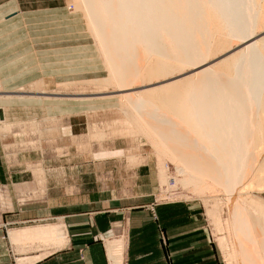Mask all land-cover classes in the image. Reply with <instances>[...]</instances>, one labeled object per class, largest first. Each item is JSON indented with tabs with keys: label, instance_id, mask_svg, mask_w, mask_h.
<instances>
[{
	"label": "rangeland",
	"instance_id": "374dc122",
	"mask_svg": "<svg viewBox=\"0 0 264 264\" xmlns=\"http://www.w3.org/2000/svg\"><path fill=\"white\" fill-rule=\"evenodd\" d=\"M161 1L166 3L167 0ZM90 2H93V0H0V109L1 107L2 110L4 109V116H6V121L4 123L0 122L2 144L10 163H26L25 161H29V164L35 167L41 165L36 168L41 180L45 179L44 176L46 174L42 163L51 169V173L47 176L46 187L44 189L40 187L36 192L37 195L33 194L28 198L31 201L27 204H31L32 199H34L36 201L32 204L38 207L42 205L37 200L42 201L43 197L47 195L49 181H51L50 185L53 183L55 186L64 187L62 189L54 187V193L63 194V192H68V194L73 195L79 188V182H76V175L82 173V168H86L92 172L94 184L96 185L97 183L100 194L115 196L113 198H117L120 195H129L134 202L147 196L149 199L147 206L155 217H157L156 206L162 202H191L195 206L196 218H200L205 222L211 233L221 264H263L264 250L262 251L261 248L264 245V214L257 213L256 209H253V211L251 203L254 200L260 202L262 198L264 199V183H260L264 182V167H262L264 166V155L261 156L257 152L260 155L259 159H257L259 155L256 153L249 155L253 160L252 164L250 163L251 165L247 164L248 162L246 163L248 160L246 158L242 162L243 165L241 161L238 164L233 161L231 164L228 158H232L235 151L240 149L243 143L244 145L251 144V146L254 144L252 148L255 146L258 148L259 143L261 144L260 141L262 139H259L260 141L256 137L252 139L254 137L252 135L251 140H256L257 142L250 141L251 143H249L250 130H254L253 125L255 128V121L257 122L261 105H258V101L254 104L248 101L247 97L245 98V93H249L247 90L251 92L249 94H252L253 90H256L258 77L251 75V73L246 74V71L244 75V72L240 71L242 70L240 69V65L243 59L240 58L243 55L237 57L233 65L229 66L230 71L229 68L227 69L226 67V70L223 67L227 78L231 77V82L230 80H228L229 82L226 80V75H223L224 71L221 72L222 70H220L223 65H219L220 68H216L218 70L215 69L216 71L214 70L209 74V81L207 82L206 79L199 77L203 81L200 80L198 83L197 77L195 78L192 75L194 81L197 79L198 85L196 82L194 84L192 80L188 81V84L182 81L177 90L185 88L186 98L188 99L197 88L195 93L200 92L204 94V99L201 101L198 98V100L196 99L198 102L195 101L193 104L190 103V105L188 103L189 100L191 102V99L188 100V103L186 101L183 102L180 106L183 108L179 109L182 110L180 112L183 114L179 111L176 114L178 113L179 115L180 113L181 116H186L179 117L176 115L175 117L174 112L171 109L169 110L172 107L171 104L169 107L167 104L161 103L162 101L160 100L163 96L165 97L170 93L174 94V85L170 82L174 80V75L177 76L181 73L179 68L174 69V65L161 66L164 61L165 49L169 50L171 48V36L169 32H166V30L162 31L161 22H158L157 19L154 20L158 33L162 32V37L161 34L159 36L162 38L160 40L162 42L161 45L164 44L162 46L163 49L161 51L160 48H153L142 37L138 39L139 42L137 41L143 50L142 58L139 59L135 53L136 51L133 50L131 52L129 49H126L128 47H125L127 43L124 38L127 36L125 31L122 33L123 36L119 38L120 43L109 38L111 30L114 31L113 25L119 22L117 19L114 20V17H111V25L107 28H104L102 25L105 31H100L98 27L100 20L99 18L97 20V17L101 18L99 8L89 7ZM256 4V7L254 6L253 9L255 8L256 12L263 11L264 1L260 0ZM173 6L171 4L166 7L174 9ZM212 6L210 5V7ZM213 7L212 9L215 11V14H213L214 11L211 8L208 9L209 11L206 9L209 14L208 17H205L207 19L204 22L208 33L211 30L210 36H208L210 37L208 44L213 46L214 40L219 37L224 41L225 50L237 46L240 42L238 43L237 38H232V35L235 36V28L233 29L229 24L230 21H227L221 15L222 13ZM121 9L119 8V10ZM146 9L148 10V7ZM15 11H17L16 17H14L13 13ZM210 13L214 16L211 15L210 17ZM205 18H203V21H205ZM96 21H98V24ZM256 21L257 18L255 23ZM223 23L224 26H222ZM189 25L191 26V24ZM258 25L263 29L264 21H260L257 23ZM218 26L220 27L217 29ZM260 28L256 29L261 30ZM191 30L193 29L191 28ZM230 38L232 39L230 40ZM125 50L129 54L131 52L135 59L122 54ZM121 55H124L126 58ZM208 56L212 57L213 53L208 54ZM208 56L199 57L197 60L195 58L193 59L194 62L191 60L190 64L204 62L205 57L207 59ZM172 57L174 58V56ZM127 59L130 64H134H127L128 66L130 65L129 69L132 75L130 79L132 78L133 81L123 82V80L121 81V77L126 74L124 69L127 67H124L123 62ZM176 59L179 60L180 58ZM112 62L116 63V65L114 64L116 69L112 68ZM235 62L239 64H234ZM109 64L112 66H109ZM148 65L149 67H147ZM235 65L238 66L235 67ZM135 69H138V71ZM236 69H240L239 71L237 70L240 74L237 73ZM134 70L135 75L132 72ZM218 71L226 78L221 81L222 83H220V79L217 76ZM118 74H121L120 77ZM149 75L152 77H149ZM237 76H239V82ZM139 79H141L140 82ZM243 79L246 82H242ZM249 80H251V83H249ZM164 81H166L165 83L168 82V85H165L166 90L165 88H163L164 90L156 88L154 91L147 92L139 91L138 89L136 91L140 94H136V99L131 98V102L119 92L123 87L122 85L131 84V82V87L138 88L157 82L164 83ZM243 83L244 85L242 86ZM188 85H190V89H188ZM195 85H197L196 88ZM144 89L147 88H142L141 90ZM237 89H241L240 92ZM235 91L240 94L242 93V101L232 99L237 96ZM139 95H141L143 100L140 99ZM216 96L220 99L217 98L218 100H216ZM156 97L158 98L157 101H161L160 103L157 102L160 105L156 106L159 107L158 109L153 104L149 105L150 99H155ZM148 98L150 99L148 100ZM208 98L212 100L210 99L209 101ZM259 100H261V97ZM125 105L127 106V111H125ZM191 105H193L192 108ZM160 107H163L164 110L161 111ZM193 107L197 110L195 113L192 112ZM207 108H209L208 111ZM167 111L169 113H166ZM211 111L212 113H210ZM218 111H220L219 114H216ZM128 113H131L130 116L132 117H129ZM196 113L198 114L195 115ZM144 115L150 119V122H147L148 119L146 120ZM181 118L183 119L182 121ZM189 118L191 121H189ZM151 120H155L157 126ZM196 120L199 123L201 122L204 129L199 126ZM214 120L218 123H214ZM262 121L264 123L263 119ZM185 122H189L191 125ZM151 123L152 126L154 125V132V129H151ZM192 123H195L197 126ZM215 124L218 127L214 126ZM193 127H195V130ZM157 129L161 130L157 131ZM201 129L204 131L202 132ZM255 131H253V135L254 133L256 134ZM155 132H157L158 136ZM195 133L199 135V137L197 136L198 141L196 140ZM223 137L224 139H220ZM209 139L210 141H208ZM237 139V142L234 141ZM217 140H220V145ZM203 143L210 144L209 148L211 146L214 150L210 148L212 151L209 153L206 148L208 146ZM8 149H18L20 162L16 161L15 156L17 154L14 156L17 150L9 154ZM197 150L202 151L203 154H200ZM189 152H191L190 155ZM219 152L221 153L219 154ZM183 153L186 154L183 155ZM176 155L181 158V161H179L180 159ZM220 155H223V159H227V162L229 160L231 165L229 163L218 162L217 159H219ZM73 165L77 169L71 168ZM62 167L65 170L67 169V172L62 174L58 172ZM191 169L192 171H190ZM194 172H197V174H194ZM192 174L194 177L195 175L198 176V179L192 177ZM50 176H53L54 179L49 178ZM53 180L55 181L53 182ZM7 188L13 193L11 186L8 184L0 189L3 190L5 195L8 194V197L10 196L12 201L11 193ZM138 191L145 197H135ZM224 197L226 200L223 201ZM111 200L116 201L117 199H109L106 202L102 201L103 203L101 202L100 204L111 202ZM9 201L3 197V203ZM220 202L223 203L221 204ZM258 204L255 202L254 205ZM20 206L25 207V204L16 203L14 199V202L11 204H4L2 206V214H11ZM230 210L236 228L235 237L231 235V230L228 231L226 227L228 224L227 220L230 217ZM212 211L218 213V217H212ZM9 220H14V218H10ZM56 220L50 218L29 221L27 223L31 224L27 225ZM120 222H122L128 232L127 219L124 218ZM24 224L10 223L7 226L9 228L21 227L25 226ZM3 228L5 230L6 226H3ZM219 236L224 237L227 248L230 250L233 249V241L236 240L241 254L240 261L236 260L237 257H235V260H229L226 257L225 252L220 246ZM254 236L257 238L256 240ZM5 240L2 239L3 242ZM256 241L261 247L256 246L259 245ZM164 242H166V239H164ZM34 243L37 245L38 243H42V240L35 239ZM252 243H256L251 246L255 251L249 248ZM254 252L256 253L254 254ZM259 260L262 262H258Z\"/></svg>",
	"mask_w": 264,
	"mask_h": 264
},
{
	"label": "crops",
	"instance_id": "0c3cea01",
	"mask_svg": "<svg viewBox=\"0 0 264 264\" xmlns=\"http://www.w3.org/2000/svg\"><path fill=\"white\" fill-rule=\"evenodd\" d=\"M13 13L15 15L17 11ZM8 151L9 154L16 151L14 156L17 154L16 161L20 162L18 149ZM25 162L12 164L8 161L0 136V188L8 184L13 192L7 188L11 201L10 196L0 189V264H112L108 240L118 236H124L126 242L124 264H221L211 233L205 222L196 218L195 206L191 202H162L156 206L155 217L147 206V196L138 191L135 197L145 198L134 202L129 195L117 198L102 195L97 183L94 184L92 172L82 168V173L76 175L79 188L73 195L54 193V187H64L50 185L49 181L47 195L42 201L37 200L42 205L32 204L36 201L34 199L28 205L31 201L28 198L37 195L40 187H46L51 169L42 163L46 174L41 180L36 169L41 165L35 167L29 161ZM71 168L77 169L75 165ZM59 170L61 174L67 172L64 167ZM49 178L54 179L53 176ZM3 197L10 201L3 203ZM14 199L25 207L20 206L11 214H2V206L11 204ZM109 199L117 200L100 204ZM50 218L57 220L27 225L31 224L27 223L29 221ZM124 218L127 219L128 232L120 222ZM10 223H25V226L9 228ZM47 225H55L62 231L60 241L49 236H35V228ZM3 226H6L5 230ZM2 239H6L5 242ZM35 239L42 240V243L36 245Z\"/></svg>",
	"mask_w": 264,
	"mask_h": 264
},
{
	"label": "bare ground",
	"instance_id": "6f19581e",
	"mask_svg": "<svg viewBox=\"0 0 264 264\" xmlns=\"http://www.w3.org/2000/svg\"><path fill=\"white\" fill-rule=\"evenodd\" d=\"M165 1V0H164ZM258 1L260 0H167L166 3L165 2H162L161 0H93V2H90V5L89 7L93 6V7H97L99 8V13L101 15V18L100 17H97V20L99 18V23L100 25H98L100 31H105L103 29V26L104 28H107L108 26L111 25V20L112 18L111 17H114V20L117 19L119 22L114 26V31L111 30L110 32V36L109 38L120 43V36H123L122 33L125 31L127 33V36L124 37L125 40L127 41V43L125 44V47L127 46L128 48L126 49H129L131 52L134 50L136 51L135 53L137 54V57L140 59L142 58V49L140 47V45L138 44L140 38H144L146 39L147 42H149L153 48L157 49L160 48L161 51H162V46L164 45H161L162 42H160V40L162 38H160V34H161V37H162V32L161 33H158L157 31V28H156V25L154 24V20H158V22H161V30L164 31L166 30V32L168 31L169 32V35L171 36L170 40H171V48L168 50V49H165L164 51V61L162 62L161 66L162 67H167L169 66L170 64L174 67V69L176 68H179L180 69V72L177 76H175L174 74V80L171 81L170 83H172L174 85V94L173 93H170L169 95H166L165 97H161L160 100L162 101H157L158 98L156 97L155 99L152 98H148V100L150 99V103L149 105L153 104L155 105L154 107L156 106H160L158 103H164V104H167L169 107H170V104H171V108H169V110L171 109L172 112H174L173 114H175V117L176 115H178V113L176 114L177 111H182V110H179L181 107V105L183 104V102H187L188 103V100L191 99V102L189 100V105L190 103H194L195 101L198 102V98L199 100H203L204 99V94L200 93V92H197V94L195 93V90H197L196 86L198 85L199 81L203 79H199L200 78H204L206 79V82L209 81V74H211V72H213L216 68H220L219 65H223L222 66V70L221 72H223V67L224 69H227L229 68V66H232L233 65V62L236 60L237 57L243 55V57H241L240 59H242V64L240 62V69H236V71L240 70L242 72H244V75L245 73L246 74H250L251 75H256L258 77V82H256V90L254 91L253 90V93L252 94H249L251 93L249 90H247L249 93H245V98L247 97V100L250 101L251 103H254L256 101L259 102L258 105H261L260 107V114H258V119H257V122L255 121V128H254V125H253V131L256 132V134L254 133V135L252 134L253 131L250 130V139H249V143H251L250 141L256 143L257 141L255 140H251L254 139L256 137V139H262L260 142L261 144L259 143L258 145V148H256L257 146H255L254 148H252V146H254V144L251 146V144H245L244 143L242 144L241 148L238 149V150H234L235 151V154L233 155L232 158L228 157L229 160L231 161V164L232 162L234 161L236 164H238V162L241 161V164L242 162L244 161V159H248L246 161L247 164H252L253 160L249 157V155H253V154H257V152L262 156L264 155V134L262 135V132L264 133V123L262 121V119L264 120V28H260L259 25L257 26V23H259L260 21H264V9L263 11L260 10V11H255L253 9V7L255 6L256 7V3H258ZM264 1V0H263ZM101 2V3H100ZM169 2V3H168ZM92 3V4H91ZM168 4H172L174 5V9L171 8V7H166V6H170ZM256 4V5H255ZM207 5V7H206ZM209 5V6H208ZM210 5H213L212 7L214 9H217L218 12H221L222 16L224 18L227 19V21L229 20L230 21V25L231 27L235 30V36L232 35V38L234 39H238V43L237 46L233 47V48H230L228 50H225V45H224V41L222 39H220L219 37H217L215 40H214V45L213 46H210V44H208V41L210 40V32L211 30L209 31L208 33V29L206 30V25L204 22H206V19L205 17H208V14L207 13L209 10L208 9H212V7H210ZM260 5V4H259ZM148 7V10L146 9ZM103 8H104V11H103ZM119 8H122L121 10H119ZM208 11H207V10ZM262 9V8H261ZM213 10V9H212ZM214 11V10H213ZM212 11V12H213ZM215 14V11L214 13ZM218 14V13H217ZM211 13H210V17H211ZM244 15V16H243ZM214 16V15H212ZM219 16V15H218ZM209 17V19H210ZM244 17V18H243ZM203 18H205L203 21ZM257 18V21L255 23V20ZM214 19V18H213ZM223 19V18H222ZM209 21V20H208ZM98 21H96L97 23ZM157 22V23H158ZM201 22V23H200ZM211 22V21H210ZM223 22V21H222ZM239 22V24H238ZM95 23V25H96ZM209 23V22H208ZM207 23V24H208ZM98 24V23H97ZM191 24V26L189 25ZM211 24V23H210ZM103 25V26H102ZM124 25V26H122ZM209 25V24H208ZM220 25V24H218ZM240 25V26H239ZM97 26V25H96ZM160 26V24H159ZM222 26H224V23L222 24ZM97 27V28H98ZM180 29H179V28ZM216 27V26H215ZM220 26L217 27V29L219 28ZM230 27V28H231ZM262 27V26H261ZM191 28L193 30H191ZM213 28V26H212ZM231 28V29H232ZM256 28H260L261 30L259 29H256ZM192 31V32H191ZM217 31V30H216ZM233 32V31H232ZM230 35V34H229ZM228 35V36H229ZM227 36V35H226ZM169 37V36H168ZM211 37H212V34H211ZM231 37V36H230ZM230 38V40L232 39ZM209 39V40H208ZM240 40V41H239ZM138 41V42H137ZM102 43V42H101ZM211 43V42H209ZM236 43V42H235ZM169 45V44H168ZM165 47V46H164ZM150 49V48H149ZM159 49V50H160ZM225 51H224V50ZM151 50V49H150ZM129 51V52H130ZM220 51V52H218ZM119 52V51H118ZM130 54L126 52H122V54H125L127 55L129 58H134L132 55L133 54ZM150 52V51H149ZM157 52V51H156ZM134 53V52H133ZM160 53V52H159ZM163 53V52H161ZM213 53V56H208V54H212ZM162 54V55H164ZM147 55V54H146ZM151 55V53H150ZM149 55V56H150ZM121 56H124V55H121ZM132 56V57H131ZM136 56V55H135ZM153 56V55H151ZM174 56V58L172 57ZM204 56H208L207 59L205 57V60L204 62H199V63H196V64H190V62L193 61V59L196 58H203ZM125 57V56H124ZM145 57V56H144ZM155 57V56H154ZM153 57V58H154ZM180 58L179 60L176 59V58ZM126 58V57H125ZM124 58V59H125ZM151 58V57H150ZM158 58V57H157ZM123 59V58H122ZM135 59V58H134ZM161 59V58H160ZM239 59V58H238ZM148 60V58H147ZM152 60V59H151ZM192 60V61H191ZM199 60V59H198ZM233 60V61H232ZM110 61V60H108ZM112 61V60H111ZM135 61V60H134ZM133 61V62H134ZM155 61V60H154ZM147 62V61H146ZM194 62V61H193ZM196 62V61H195ZM239 62V60H238ZM113 63V62H112ZM111 63V64H112ZM124 63V67L127 66L124 70L126 72L125 75H122V79L121 81L123 80V82H126V81H131L132 78L130 79V77L132 76L131 75V70L129 69L130 65H134V64H130L129 60L127 59L126 61L123 62ZM135 63V62H134ZM142 63V62H141ZM149 63V62H148ZM154 63V62H153ZM159 63V61H158ZM161 63V62H160ZM109 64V66L111 65ZM116 63L114 62L111 66L112 68L114 67V69H116ZM127 64H130L129 66ZM169 64V65H168ZM231 64V65H230ZM234 64H239V63H234ZM138 65V64H137ZM136 66V65H135ZM134 66V67H135ZM238 66V65H237ZM235 65V67H237ZM133 67V66H132ZM149 67V65L147 66ZM152 67V66H151ZM155 67V66H154ZM128 68V70H127ZM136 68V67H135ZM139 68V67H137ZM134 69V68H133ZM178 69V70H179ZM226 69V70H227ZM247 69V70H246ZM119 71V69H117ZM136 71H138V69H135ZM135 70L132 71L133 72V75H135ZM149 70V69H148ZM158 70V69H157ZM170 70V69H169ZM218 70V69H216ZM215 70V71H216ZM231 69L229 68V71ZM248 70H251V71H248ZM146 71V70H145ZM175 71V70H173ZM177 71V70H176ZM175 71V72H176ZM237 71L238 74H240L239 72ZM246 71V72H245ZM143 72V71H142ZM169 72V71H168ZM116 73H119V72H116ZM166 73V72H165ZM171 73V72H170ZM174 73V72H172ZM218 77L220 79V83H222L221 81H223V79L225 80L227 78V75L224 71L223 75L226 77H224L223 75L220 74V72L218 71ZM143 74V73H142ZM167 74V73H166ZM208 74V75H207ZM228 74V73H227ZM243 74V73H242ZM119 75V74H118ZM121 75V74H120ZM119 75V77H120ZM165 75V74H164ZM192 75L195 76V78L197 77L198 79V83L196 81H194L192 79ZM207 75V76H205ZM153 76H155V74H153ZM167 76V75H165ZM203 76V77H202ZM240 76V75H239ZM239 76L238 77V82H239ZM242 76V75H241ZM248 76V75H247ZM247 76H244V77H247ZM134 77V76H133ZM148 77V76H147ZM149 77H152L151 75H149ZM207 77V78H206ZM215 77V76H214ZM159 78V77H158ZM211 78V77H210ZM255 78V77H254ZM145 80V78H143ZM248 79V78H247ZM251 79V77H250ZM141 79H139V82H140ZM151 80V79H150ZM159 80V79H158ZM161 80V79H160ZM169 80V79H168ZM171 80V79H170ZM194 81V84L195 82L197 83V85H195V90L193 92V94L190 96V98H186V91H185V88L184 89H180V90H177V88H179L180 86V83L182 81H185L186 83L188 81ZM227 81L230 80L231 82V77L228 79H226ZM246 80V79H245ZM257 80V79H256ZM133 81V80H132ZM147 81V80H146ZM251 80H249V83ZM253 81V80H252ZM145 82V81H144ZM151 82V81H150ZM149 82V83H150ZM153 82V81H152ZM155 82V81H154ZM166 81L161 82V83H152V84H147L145 86H141V87H138V88H135V87H131V84H125V85H122L123 87L119 90L120 94L123 95L124 97L127 98V100H129L131 102V98H135V96H137L136 94H140L138 93L136 90L139 89V91H147V92H151V91H154V89H163L165 88V85H168V82L165 83ZM205 82V81H204ZM218 82V81H217ZM225 82V81H224ZM223 82V83H224ZM229 82V81H228ZM227 82V83H228ZM234 82V80H233ZM242 82H246L243 81ZM241 82V83H242ZM189 83V82H188ZM187 83V84H188ZM216 83V82H215ZM226 83V82H225ZM253 83V82H252ZM138 84V83H137ZM136 84V85H137ZM201 84V82H200ZM203 84V83H202ZM230 84V83H229ZM248 84V82H247ZM247 84H245L247 86ZM130 85V86H129ZM210 85V84H209ZM244 85V83L242 84V86ZM127 86V87H126ZM171 86V84H170ZM183 86V85H182ZM186 86V84H185ZM190 89V85H188ZM205 86V85H204ZM241 86V87H242ZM245 86V88H246ZM168 87V86H167ZM184 87V86H183ZM193 87V86H192ZM232 87V85H231ZM142 88H147V89H144V90H141ZM194 88V87H193ZM173 89V88H172ZM205 89V88H204ZM233 89V88H232ZM239 89V88H238ZM237 89V90H238ZM250 89V87H249ZM164 90V89H163ZM166 90V88H165ZM201 90V88H200ZM236 90V89H235ZM241 90V89H240ZM240 90H238V92H240ZM245 90V89H244ZM159 91V90H157ZM166 92V91H165ZM164 92V93H165ZM188 92V91H187ZM207 92V91H206ZM209 92V91H208ZM215 93V91H213ZM236 93V97L235 98H232L233 100L234 99H238V100H241L243 97L240 93H238L237 91H235ZM153 93V92H152ZM161 94V93H160ZM167 94V93H166ZM234 94V93H233ZM147 95V94H146ZM209 95V94H208ZM207 95V96H208ZM211 95V94H210ZM140 96V99H142L141 95ZM138 96V97H139ZM151 96V95H150ZM155 96V95H153ZM218 96V95H217ZM216 96V100L220 99ZM221 96V95H220ZM149 97V96H148ZM206 97V96H205ZM209 97V96H208ZM212 97V96H211ZM261 97V100H259ZM145 98V97H144ZM147 98V97H146ZM218 98V99H217ZM255 98V99H254ZM136 99V98H135ZM185 99V100H184ZM197 99V100H196ZM209 99V98H208ZM211 99V98H210ZM209 99V101H210ZM231 99V98H229ZM143 100V99H142ZM147 100V99H146ZM147 100V101H148ZM212 100V99H211ZM214 100V99H213ZM245 100V99H244ZM200 101V103H201ZM208 101V103H209ZM242 101V100H241ZM246 101V100H245ZM261 101V102H260ZM158 102V103H157ZM156 103V104H155ZM174 106H173V105ZM187 104V105H188ZM257 104V103H256ZM199 105V104H197ZM201 105V104H200ZM129 106H131L129 104ZM133 106V105H132ZM135 106V105H134ZM162 106V104H161ZM193 105H191V108H192ZM209 106V105H208ZM253 106V104H252ZM125 111H127V106L125 105ZM153 107V106H152ZM174 107V109H173ZM188 107V106H187ZM211 107V106H210ZM209 107V108H210ZM256 107V106H255ZM138 108V107H137ZM136 108V109H137ZM157 109L159 107H156ZM161 108V111L164 110L163 107H160ZM164 108H166L164 106ZM183 108V107H182ZM181 108V109H182ZM194 108V107H193ZM202 108V107H201ZM207 108V111L208 109ZM124 109V108H123ZM154 109V108H153ZM167 109V108H166ZM165 109V110H166ZM185 109V108H184ZM212 110V108H210ZM259 109V108H258ZM4 110V109H3ZM2 110V107L0 109V122L1 123H4L6 121V116H4V111ZM135 110V109H134ZM156 110V109H155ZM174 110V111H173ZM193 113H195L197 110L194 108L192 109ZM214 110V109H213ZM218 110V109H217ZM257 110V109H256ZM131 111V110H130ZM191 111V109H190ZM199 111H201L199 109ZM210 111V110H209ZM216 111V110H214ZM132 112V111H131ZM135 112V111H134ZM138 112V110H137ZM165 112V111H164ZM220 111H218V113L216 112V114H219ZM127 113V112H126ZM133 113V112H132ZM166 113H169L168 111ZM182 113V112H180ZM179 113V117L181 116ZM207 113V112H206ZM212 113V111L210 112ZM215 113V112H214ZM129 117H132L130 116L131 113H128ZM171 114V113H170ZM183 114V113H182ZM198 113H196L195 115H197ZM215 114V115H216ZM134 115V114H133ZM141 115V114H140ZM194 115V116H195ZM207 115V114H206ZM212 115V114H211ZM210 115V116H211ZM135 116V115H134ZM143 116V114H142ZM140 116V117H142ZM182 116H186V115H182ZM181 116V117H182ZM248 116V115H247ZM257 116V115H256ZM136 117V116H135ZM145 119L147 120L148 118H146V116L144 115ZM198 117V116H196ZM200 117V116H199ZM186 118V117H185ZM188 118V117H187ZM205 118V117H204ZM212 118V117H211ZM262 118V119H261ZM133 119V118H132ZM131 119V120H132ZM195 119V117H194ZM200 119V118H199ZM199 119H197L199 121ZM207 119V118H206ZM135 120V119H133ZM183 119L181 118V121ZM185 120V119H184ZM196 120V121H197ZM201 120V119H200ZM139 121V120H138ZM143 121V119H142ZM152 122L155 123V120H151ZM187 121V119H186ZM189 121L190 118H189ZM197 121V122H198ZM254 121V120H252ZM136 123V121H134ZM147 122H150V119L147 120ZM146 122V123H147ZM195 122V120H194ZM208 122V121H207ZM214 123H218L216 120L213 121ZM0 123V124H1ZM140 123V122H139ZM187 123V122H185ZM199 123V122H198ZM204 123V122H203ZM206 123V122H205ZM213 123V124H214ZM252 123V122H251ZM131 124V123H130ZM137 124V123H136ZM145 124V123H144ZM178 124V123H177ZM188 125L190 124L189 122L187 123ZM192 124H195V123H192ZM211 124V122H210ZM139 125V124H137ZM147 125V124H146ZM156 125V123L154 124ZM154 125L152 126V123L150 124V126L152 127L151 129H154L153 132L155 131V128H154ZM186 125V124H185ZM187 125V126H188ZM191 125V124H190ZM196 125V124H195ZM143 126V125H142ZM157 126V125H156ZM158 126H160L158 124ZM181 126V125H180ZM184 126V125H183ZM197 126V125H196ZM199 126H201V128L203 127V125L201 124V122L199 123ZM216 126V124L214 125ZM161 127V126H160ZM192 127V126H190ZM206 127V126H205ZM218 127V126H216ZM162 128V127H161ZM164 128V127H163ZM181 128V127H180ZM179 128V129H180ZM189 128V127H188ZM195 127H193L194 129ZM207 128V127H206ZM215 128V127H214ZM250 128V127H249ZM183 129V128H182ZM191 129V130H193ZM204 129V127H203ZM217 129V128H216ZM243 129V128H242ZM245 129V128H244ZM149 130V128H148ZM158 130H161V129H157ZM164 130V129H163ZM195 130V129H194ZM198 130V129H197ZM202 130V129H201ZM206 130V129H205ZM181 131V130H180ZM204 130H202L203 132ZM252 131V132H251ZM139 132V131H138ZM147 132V131H146ZM168 132V131H166ZM198 132V131H196ZM157 132H155L156 134ZM247 133V132H245ZM153 135V133H151ZM187 135V133H185ZM184 134V135H185ZM196 134V133H195ZM204 134V133H203ZM206 134V132H205ZM204 134V135H205ZM222 134V133H220ZM158 136V134H156ZM185 135V136H186ZM208 135V134H207ZM219 135V134H218ZM244 135V134H243ZM247 135V134H246ZM252 135V137H251ZM151 136V135H150ZM155 136V135H154ZM199 137V135L196 134L195 137ZM201 136V135H200ZM217 136V135H216ZM263 136V138H262ZM193 137V136H192ZM198 137H197V141H198ZM211 137V136H210ZM219 137V136H218ZM221 137V136H220ZM248 137V135H247ZM246 137V138H247ZM194 138V137H193ZM192 138V139H193ZM203 138V137H202ZM209 138V136H208ZM220 139H224L223 138H220ZM161 140V139H160ZM212 140V139H211ZM195 141V140H194ZM202 142L206 143L205 141L201 140ZM210 141V139L208 140ZM218 141V144L220 145L221 142L220 140H217ZM225 141V140H223ZM234 141H238L237 140H234ZM214 142V141H213ZM247 142V141H246ZM162 143H163V140H162ZM165 143V142H164ZM196 143V142H195ZM203 143V144H204ZM201 144V143H200ZM224 144V143H222ZM161 145V143H160ZM165 145H167L165 143ZM202 145V144H201ZM208 147L207 150L208 152L210 153L213 149L209 148V145L208 144H204ZM167 147H169V145H167ZM171 147V146H170ZM196 147V146H195ZM200 147V146H199ZM213 147V146H212ZM219 147V146H218ZM225 147H226V143H225ZM197 148V147H196ZM203 148V147H201ZM224 148V147H223ZM171 149V148H170ZM169 149V150H170ZM198 149V148H197ZM204 149V148H203ZM227 149V147H226ZM225 149V150H226ZM257 149V151H256ZM214 150V149H213ZM186 151V150H185ZM183 151V152H185ZM199 150H197L198 152ZM216 151V149H215ZM220 151V150H219ZM256 151V152H255ZM202 152V151H201ZM199 151L200 154H203V152L201 153ZM217 152V151H216ZM222 152V151H221ZM219 152V154L221 153ZM198 153V154H199ZM215 153V152H213ZM212 153V154H213ZM226 153V152H224ZM186 154V153H185ZM183 153V155H185ZM191 154V152H189V155ZM223 154V153H222ZM257 154V155H259ZM216 155V154H215ZM214 155V156H215ZM225 156V154H223ZM223 155H220L218 162H222L224 164L226 163H229V160L228 162L223 159ZM259 156H257V159H259ZM177 156V155H176ZM202 156V155H201ZM255 156V155H254ZM178 157V156H177ZM264 157V156H263ZM181 161V158L178 157ZM216 158H218L216 156ZM233 159V160H232ZM256 160V159H255ZM176 161V160H175ZM178 161V162H179ZM207 162V161H206ZM245 163V164H246ZM264 163V162H263ZM179 164V163H178ZM181 164V163H180ZM184 164V163H183ZM182 164V165H183ZM210 164V162H209ZM230 164V163H229ZM230 164V165H231ZM244 164V165H245ZM250 164V165H251ZM243 165V164H242ZM249 165V166H250ZM192 166V165H190ZM180 167V166H179ZM184 167H186L184 165ZM244 167V166H243ZM264 167V166H262ZM190 168V167H189ZM248 168V166H247ZM188 170V168H186ZM185 170V169H184ZM243 170V169H242ZM263 170V169H261ZM192 171V169L190 170ZM194 171V170H193ZM197 171V170H196ZM198 172V171H197ZM197 172H194V174ZM217 172V171H215ZM263 172V171H262ZM179 173V172H178ZM200 173V172H199ZM189 174V172H188ZM260 174V173H259ZM193 175V174H192ZM261 175V174H260ZM194 177V175L192 176ZM196 179H198L196 176ZM194 177V178H195ZM172 178V177H171ZM263 178V177H261ZM180 179V178H179ZM203 179V178H202ZM260 179V178H259ZM186 180V179H185ZM262 180V179H261ZM264 180V178H263ZM203 181V180H202ZM260 181V180H259ZM180 182V181H179ZM184 182V181H183ZM198 182V181H197ZM206 182V181H205ZM261 184L264 183V182H260ZM192 184V183H191ZM195 184V183H194ZM203 184V183H202ZM260 184V185H261ZM192 186V185H191ZM194 186V185H193ZM210 187V186H209ZM259 188V187H258ZM264 188V187H263ZM206 190V189H205ZM226 196H227V193H226ZM216 197V196H215ZM219 197H220V194H219ZM219 199V198H218ZM261 199V198H260ZM223 201L226 200V198L224 197L222 199ZM221 201V200H220ZM255 201V200H254ZM252 201V210L253 209H256L257 210V213H260V214H264V199L262 198L261 201L259 202L258 200L255 201L256 204H259L258 205H254L255 202ZM228 202V201H227ZM221 203V202H220ZM223 203V202H222ZM221 203V204H222ZM217 204V203H216ZM257 207V208H256ZM213 208V207H212ZM217 208V207H216ZM215 208V209H216ZM230 208V207H229ZM222 210V209H221ZM220 210V211H221ZM254 211V210H253ZM211 216L212 217H218V213L212 211L211 212ZM247 219V218H245ZM227 228H228V231L231 230V235H234L235 237V232H236V228L234 226V222H233V219H232V213H231V210H230V217L229 219L227 220ZM63 229V227H62ZM235 229V230H234ZM34 234L35 236H39V237H42V236H49L51 239H55V241H60V239H62V231L55 225H47V226H42V227H38V228H35L34 230ZM253 233V232H252ZM256 233V232H255ZM124 235V234H123ZM254 235V234H253ZM259 235V234H258ZM116 236V235H114ZM256 236V235H255ZM254 236V238H255ZM219 241H220V246L221 248L223 249V251L225 252V255L226 257L229 259V260H232L234 259L235 260V257L236 260L240 261L239 258H240V252H239V249H238V244L236 242V240L233 241V246H232V243H231V246H232V250H230L229 248H227V243L225 242V239L224 237L222 236H219L218 237ZM257 238H255L256 240ZM260 241V239H258ZM263 240V239H262ZM264 241V240H263ZM262 242V241H260ZM257 243V241H256ZM255 243V244H256ZM57 244V243H56ZM254 243L250 244L249 248L252 249V245ZM254 244V245H255ZM259 244V243H257ZM263 244V243H261ZM125 246H126V242H125V238L124 236H118V237H115L111 240H108V247H109V252H110V257H111V260H112V264H124V259H125V256H124V252H125ZM256 246H260L261 245H256ZM264 246V245H263ZM261 248V250L263 251L264 248ZM255 247V246H254ZM256 248V247H255ZM255 251V249H252ZM251 250V251H252ZM258 250V249H257ZM253 253V252H252ZM256 252H254L255 254ZM250 254V253H249ZM263 254V253H262ZM252 256V255H251ZM250 256V257H251ZM254 256V255H253ZM261 258V257H260ZM259 259V258H258ZM264 260V259H263ZM258 262H262L261 260H259ZM264 264V262H262Z\"/></svg>",
	"mask_w": 264,
	"mask_h": 264
},
{
	"label": "built area",
	"instance_id": "2783aa9c",
	"mask_svg": "<svg viewBox=\"0 0 264 264\" xmlns=\"http://www.w3.org/2000/svg\"><path fill=\"white\" fill-rule=\"evenodd\" d=\"M11 251L13 252V250L11 249Z\"/></svg>",
	"mask_w": 264,
	"mask_h": 264
}]
</instances>
